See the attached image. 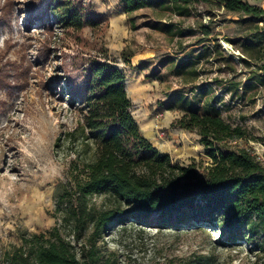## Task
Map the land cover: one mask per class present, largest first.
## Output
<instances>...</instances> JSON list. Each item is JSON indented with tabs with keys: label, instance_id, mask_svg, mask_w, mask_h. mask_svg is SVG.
<instances>
[{
	"label": "rangeland",
	"instance_id": "obj_1",
	"mask_svg": "<svg viewBox=\"0 0 264 264\" xmlns=\"http://www.w3.org/2000/svg\"><path fill=\"white\" fill-rule=\"evenodd\" d=\"M34 1L0 0V264L20 245L21 237L47 236L57 228L72 241L70 225L62 221L54 200L57 186L76 174V160L84 158L78 142L72 144L68 135L80 119L66 99V81L72 73L92 60L122 70L132 115L142 134L174 161L187 165L194 160L206 167L210 161L200 138L171 129L180 114L165 102L180 90L187 96L174 97L195 103L189 91L196 84L214 79L242 83L248 72L238 63L240 52L228 41L241 36L244 28L236 23L235 14L216 7L193 5L190 16L178 17L165 11L161 0H147L149 7L131 14L123 11L119 0H73L97 22L79 34L64 32L50 20L46 0L28 13ZM256 4L264 7L262 2ZM153 22L175 24L185 34L171 38L153 31ZM203 25L210 30L208 37L202 33ZM189 30L194 35H187ZM200 45H216L220 55H214L216 64L202 62L205 75L194 83L172 77L167 67L160 66L162 60L196 54ZM220 57L230 61H219ZM152 70L158 76L155 81L147 78ZM213 90L222 95L218 105L222 117L248 132L246 140L230 146L260 151L264 147L262 91L230 103L222 87L215 85ZM175 106L181 107L180 101ZM88 202L100 207L103 198L92 196ZM99 246L102 253H113L119 264H261L250 245H223L217 232L203 226L167 229L125 222L111 226Z\"/></svg>",
	"mask_w": 264,
	"mask_h": 264
},
{
	"label": "trees",
	"instance_id": "obj_2",
	"mask_svg": "<svg viewBox=\"0 0 264 264\" xmlns=\"http://www.w3.org/2000/svg\"><path fill=\"white\" fill-rule=\"evenodd\" d=\"M39 2L35 0L28 13ZM256 2L264 0L160 2L178 17L190 16L193 5L216 7L235 14L236 23L244 28L241 36L228 40L240 52L238 63L248 69L242 83L215 79L196 88L195 103L174 96L169 100L170 109L181 111L171 129L200 138L210 161L206 167L194 160L187 165L174 161L142 134L122 70L92 60L68 77L66 99L80 118L68 135L72 144L78 142L84 158H77L76 174L57 186L54 200L62 221L70 225L72 241L57 228L47 236L21 237L3 264H119L113 253H102L99 244L111 226L125 222L167 229L208 227L223 245H250L264 264V167L250 151L230 146L246 140L248 132L222 117L218 106L222 95L213 90L215 85L222 87L230 103L243 102L258 91L264 94V7ZM119 6L126 14L149 7L147 0H119ZM46 8L50 20L64 32L80 34L97 23L73 0H46ZM150 28L170 33V24L153 22ZM123 61L129 64L126 57ZM178 101L181 107L175 106ZM92 196L102 197L103 205L90 204Z\"/></svg>",
	"mask_w": 264,
	"mask_h": 264
},
{
	"label": "crops",
	"instance_id": "obj_3",
	"mask_svg": "<svg viewBox=\"0 0 264 264\" xmlns=\"http://www.w3.org/2000/svg\"><path fill=\"white\" fill-rule=\"evenodd\" d=\"M176 28L177 27L175 26V24H170V33H168V34L163 33V34L168 35L171 38L182 37L185 34V32L184 31L182 32L181 30L176 29ZM200 28L202 29L203 35L208 37L210 34V30H209L208 26L203 25V26H200ZM152 30L157 31L155 29H152ZM157 32H160V31H157ZM187 35L192 36V35H194V32L189 30L187 32ZM203 41L204 40H200L199 42H203ZM217 48L218 47L216 45H214V46L200 45L199 50H196V54L190 53L188 55H184V56L178 57L176 59L168 58V59L162 60L160 63V66L162 68L167 67L168 68L167 73L170 76L175 77V78H179V79H183L184 81L189 82V83H194L196 80H198L199 78L201 79L205 75V72L203 71V69L201 67L203 61L207 60L212 65L216 64L217 59H214V55L220 54L219 51L217 50ZM137 70L143 71V68L138 66ZM232 71H233V68H232ZM151 72L152 73L149 74L147 76V78L152 79L154 81L157 80L158 76H156V74L154 73L153 70ZM125 82H126V79H125ZM210 82H213V80H210L208 82H202L200 84H196V86H194L189 91V94L191 96H194L197 92L196 88H198V86H200L202 84H209ZM132 87H133V85H128L129 90L133 89ZM181 94H182V92L180 90H177V91L171 93L172 96L181 95ZM182 95H185V97L187 96V94H182ZM169 100H170V98H168L166 100L167 102H165V105L166 104H167V106L169 105L168 104ZM130 102H131V100H130ZM131 104H132V102H131ZM168 109L170 110V107H168ZM168 109L165 106L164 110H168ZM174 109L176 110V112H179V114L181 115L180 110H178L176 108H174ZM180 115H179V117H180ZM179 117H177V118H179ZM177 118H175V119H177Z\"/></svg>",
	"mask_w": 264,
	"mask_h": 264
},
{
	"label": "built area",
	"instance_id": "obj_4",
	"mask_svg": "<svg viewBox=\"0 0 264 264\" xmlns=\"http://www.w3.org/2000/svg\"><path fill=\"white\" fill-rule=\"evenodd\" d=\"M251 153V152H250ZM253 156H254V158H255V160H256V162L258 161V163L262 166V167H264V147H261V150L260 151H258V152H256V153H251Z\"/></svg>",
	"mask_w": 264,
	"mask_h": 264
}]
</instances>
